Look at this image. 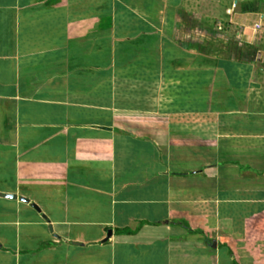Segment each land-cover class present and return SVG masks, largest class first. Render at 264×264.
<instances>
[{"label":"crops","instance_id":"crops-1","mask_svg":"<svg viewBox=\"0 0 264 264\" xmlns=\"http://www.w3.org/2000/svg\"><path fill=\"white\" fill-rule=\"evenodd\" d=\"M0 264H264V0H0Z\"/></svg>","mask_w":264,"mask_h":264},{"label":"water","instance_id":"water-1","mask_svg":"<svg viewBox=\"0 0 264 264\" xmlns=\"http://www.w3.org/2000/svg\"><path fill=\"white\" fill-rule=\"evenodd\" d=\"M110 234H111V233H109V237H110Z\"/></svg>","mask_w":264,"mask_h":264}]
</instances>
